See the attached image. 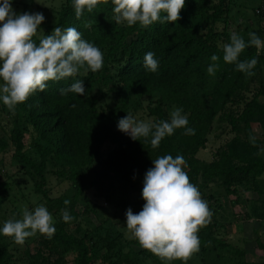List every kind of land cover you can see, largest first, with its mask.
Masks as SVG:
<instances>
[{
  "label": "trees",
  "instance_id": "trees-1",
  "mask_svg": "<svg viewBox=\"0 0 264 264\" xmlns=\"http://www.w3.org/2000/svg\"><path fill=\"white\" fill-rule=\"evenodd\" d=\"M237 3V0H185L177 22L157 21L142 27L117 24L112 0H99L91 12L85 9L79 19L73 0H63L57 23L40 25L33 37L37 44L43 36L52 34L55 27L62 31L74 27L104 57L101 70L92 72L85 66L74 77L49 81L44 91L37 90L14 111H7L1 103L0 124L5 135L0 137V149L7 151L13 145V161L34 180L35 191L55 215L54 235L35 237L38 245L35 257L41 264H66L70 253L74 255V264H97L99 260L103 264H168L154 254L151 261L150 251L137 250L126 240L130 247L125 251L127 243L124 246L121 234H102L99 227L83 231L82 214L77 209L90 174L95 175L94 182L107 192L110 201L117 194L137 193L142 197L145 174L154 166L152 160L165 155L184 157L187 165L184 170L202 199L206 197L204 191L213 184L226 195L236 196L232 203L245 190L258 193L252 212L264 218V48L247 46L238 58L258 60L252 76L237 71L235 63L224 62L223 46L230 43L233 34L230 24ZM256 21L257 29L234 32L246 44L249 33L264 41L257 15ZM149 51L159 62L155 73L144 67V57ZM212 55L219 57L215 62L218 68L214 75H209ZM78 80L84 82V96L61 94V89ZM174 108L183 110L195 135H185V129H177L154 149L151 134L134 141L118 130V121L127 114L134 117L143 109L148 117H154L153 123H158L170 120ZM226 127L232 138L216 150L212 160L199 158L198 153L207 147L211 133ZM256 127L262 129L263 140L257 138ZM250 136L255 137V146L250 143ZM105 145L112 147L103 157ZM50 165L59 177L72 183L73 195L52 196L45 189ZM1 172L0 213L11 190L9 176H1ZM207 198L213 201L216 194L210 193ZM65 200L71 203L65 206ZM207 205L212 216L200 228L202 233L219 228L217 210L212 209L211 203ZM65 208L74 218L69 223L62 220ZM91 211L89 205L84 209L86 214ZM3 225L0 221V264H13L10 253L13 237L3 235ZM199 240L203 243L205 237ZM215 241L227 246L222 240ZM257 245L264 252V237L257 238ZM244 253L241 251L239 255ZM53 255L57 256L52 258ZM233 264L264 262L239 259Z\"/></svg>",
  "mask_w": 264,
  "mask_h": 264
},
{
  "label": "clouds",
  "instance_id": "clouds-1",
  "mask_svg": "<svg viewBox=\"0 0 264 264\" xmlns=\"http://www.w3.org/2000/svg\"><path fill=\"white\" fill-rule=\"evenodd\" d=\"M98 3L99 0H73L77 19L85 9L91 12ZM112 4L113 19L117 24L124 22L128 26L148 27L157 21L177 22L185 0H112ZM162 13L166 16L162 17ZM44 20L42 13L16 14L12 0H0V100L10 110L14 111L37 90L44 91L49 81L74 77L85 66L92 72L103 67L101 50L82 39L74 27L63 31L55 27L52 34L40 39L39 44L34 42L33 37ZM249 37L246 44L241 36L233 33L230 43L223 46V60L227 64L235 63L237 71L252 76L258 60L239 61L238 58L247 46L258 50L264 48V41L255 33H249ZM218 59L217 55H212L213 63L207 69L209 75L215 74ZM144 67L152 73L158 70L159 62L153 52L145 54ZM60 91L62 95L71 92L84 96L86 93L84 82L79 80ZM182 112V109L174 108L170 120L158 123L137 121L127 114L118 121V130L130 135L134 141L151 134L150 143L155 149L177 129H185V135H195V129L188 127V118ZM249 141L255 146V137L250 136ZM152 162L154 166L146 172L143 182L145 203L139 213L134 214L131 208L126 211V228L142 248L162 260L186 262L199 251L198 231L210 222L212 213L184 170L187 165L182 155L175 158L165 155ZM70 203V200L64 201L65 206ZM61 216L65 223L74 219L67 208L62 210ZM55 231L53 217L43 205L33 211L25 207L22 219L8 220L2 228L4 236L13 237L21 246L37 233L51 238Z\"/></svg>",
  "mask_w": 264,
  "mask_h": 264
},
{
  "label": "rangeland",
  "instance_id": "rangeland-1",
  "mask_svg": "<svg viewBox=\"0 0 264 264\" xmlns=\"http://www.w3.org/2000/svg\"><path fill=\"white\" fill-rule=\"evenodd\" d=\"M63 0H12V8L16 14L22 13H42L45 17L41 25L55 24L58 21V11ZM262 0H237L236 8L232 11L231 32H243L245 30L257 29L256 17L253 15V9ZM257 5V6H256ZM256 6V7H255ZM112 102V101H111ZM2 100H0V108ZM6 110L9 108L6 106ZM7 113V112H6ZM134 118L137 121L152 122L154 117H148L147 113L141 109ZM1 122V115H0ZM256 136L259 140H263L262 129L256 127ZM5 135V129L0 124V137ZM233 134L226 129H215L210 135V140L205 149L200 150L198 157L203 160H212L216 150L219 149L226 141L232 138ZM109 145H105L103 157L110 149ZM13 145H10L7 151L0 149V170L1 176L7 174L11 182V190L8 199L2 206L0 213V221L5 223L12 219H22L23 209L26 207L29 211H33L35 207L45 205V201L40 194L34 189V180L20 169L12 158ZM95 175L90 174L86 180V190L81 197V202L77 209L82 214V229L94 230L99 227L102 234L111 233L113 236L121 234L124 246L125 242H132V246L137 250L141 249L139 242L132 238L131 233L126 228V211L131 208L133 213H139L145 201L137 193H130L115 197L113 201L106 198V191L101 189L99 183L94 182ZM45 189L52 196H60L62 194H71L75 192L72 183L66 179L59 177L54 172V167L49 166L47 170V183ZM210 193L216 194V199L210 201L207 196ZM204 194V201L207 204H212V209H216L215 215L218 221L219 228L214 232L202 233L198 231V237H205V242L200 243L199 251L194 253L186 262L181 260L168 261V264H233L235 260L245 259L253 262H264V252L257 245V238L264 237V218L255 215L252 212V203L259 199V194L245 190L240 193V198L236 203L232 200L236 196H228L222 192V188L213 184L208 187ZM89 205L93 211L89 214L84 213L85 207ZM53 221L55 215L49 212ZM212 234V236L210 235ZM26 239L25 243L17 245L12 238L10 244V253L13 256V264H41L40 259H36L37 242L35 237ZM211 237H210V236ZM209 236V237H208ZM222 240L227 246L219 245L215 239ZM126 240V241H125ZM137 242V246H134ZM125 251L130 247L128 242ZM244 251V255H239V252ZM151 253V252H150ZM45 254L48 250L45 249ZM152 254V253H151ZM57 255H53L55 258ZM150 258L154 260V255ZM74 255L70 253L66 256V264H74ZM97 264H103L101 260Z\"/></svg>",
  "mask_w": 264,
  "mask_h": 264
},
{
  "label": "built area",
  "instance_id": "built-area-1",
  "mask_svg": "<svg viewBox=\"0 0 264 264\" xmlns=\"http://www.w3.org/2000/svg\"><path fill=\"white\" fill-rule=\"evenodd\" d=\"M255 14L260 18L264 36V0L255 8Z\"/></svg>",
  "mask_w": 264,
  "mask_h": 264
},
{
  "label": "crops",
  "instance_id": "crops-1",
  "mask_svg": "<svg viewBox=\"0 0 264 264\" xmlns=\"http://www.w3.org/2000/svg\"><path fill=\"white\" fill-rule=\"evenodd\" d=\"M260 2H261V1H260ZM257 5H259V3H258ZM257 5H256V6H257ZM256 6H255V7H256ZM253 15L256 17V14H255V8L253 9Z\"/></svg>",
  "mask_w": 264,
  "mask_h": 264
}]
</instances>
